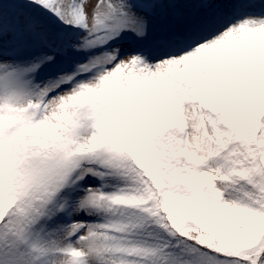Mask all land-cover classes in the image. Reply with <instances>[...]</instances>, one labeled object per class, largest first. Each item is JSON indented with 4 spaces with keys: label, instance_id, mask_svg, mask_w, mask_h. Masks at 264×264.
<instances>
[{
    "label": "rangeland",
    "instance_id": "1",
    "mask_svg": "<svg viewBox=\"0 0 264 264\" xmlns=\"http://www.w3.org/2000/svg\"><path fill=\"white\" fill-rule=\"evenodd\" d=\"M263 130L264 0H0V264H245L146 170L263 249Z\"/></svg>",
    "mask_w": 264,
    "mask_h": 264
},
{
    "label": "trees",
    "instance_id": "2",
    "mask_svg": "<svg viewBox=\"0 0 264 264\" xmlns=\"http://www.w3.org/2000/svg\"><path fill=\"white\" fill-rule=\"evenodd\" d=\"M262 137H264V130L262 131ZM256 140H262L260 137L259 133L255 137ZM262 150L264 151V147H262ZM135 161V160H134ZM139 168L144 169L145 166L142 165L141 162H134ZM264 167V165H263ZM149 169V168H147ZM145 170V169H144ZM151 169L146 170V179L149 187L151 188V192H149V202L150 205L152 206V210L155 212L157 219H161V222L165 224V228L171 231H175L176 229L172 226H166V223H169L173 226H175L179 231L184 233L185 235L181 234V237L183 238V241L188 242L191 247L194 245L198 246L199 248L202 247L204 248L205 246L201 245L206 244L204 242V239L211 243V246H218L220 247V256H230L234 257L240 262H243L245 264H264V248L257 250V251H251L250 246V240L248 241L247 239L243 240L244 244L239 246V241H237V234L234 229H230L229 231V226L226 225L225 219L221 218L214 222L212 219L209 220L206 224H201V222H198V228L196 231L193 233L192 231L189 232L186 226V220H187V209L185 208L183 200H179V198H176V193L177 191L172 188V175L170 174V171L167 173H158L155 171H150ZM153 172V175L152 173ZM264 175V171L262 172ZM149 180L152 181L154 188L151 187L149 184ZM160 188V191L157 189ZM160 197H158V196ZM13 198H17L16 194L12 195ZM15 198V199H16ZM187 201V199H186ZM214 205V203H213ZM220 206L218 204H215L214 207ZM190 208V207H189ZM197 208V207H196ZM191 211L193 212L192 217L195 219L197 217H201V211L197 210L195 212L194 208H190ZM214 215H211V218ZM210 218V219H211ZM216 218V217H215ZM216 223V224H215ZM215 224L213 227L212 225ZM220 232V233H219ZM175 233V232H174ZM200 235V236H199ZM221 236L223 239L221 241L222 244H220V239L218 236ZM211 236H214L213 238H209ZM193 237L198 238L200 242L194 241ZM203 238V240H202ZM227 240V242L225 241ZM184 242V243H185ZM230 242V244H229ZM244 248V249H243ZM225 249V250H224ZM250 250V251H249ZM258 254L259 257H255V255Z\"/></svg>",
    "mask_w": 264,
    "mask_h": 264
}]
</instances>
